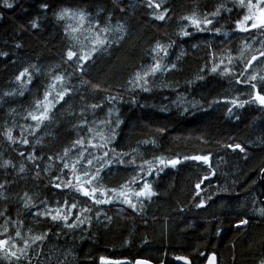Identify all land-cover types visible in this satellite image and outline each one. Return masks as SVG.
I'll return each mask as SVG.
<instances>
[{
    "label": "trees",
    "instance_id": "trees-1",
    "mask_svg": "<svg viewBox=\"0 0 264 264\" xmlns=\"http://www.w3.org/2000/svg\"><path fill=\"white\" fill-rule=\"evenodd\" d=\"M9 2L14 4L11 9L0 0V184H5L0 189V212L22 221L25 237L48 233L36 249L42 254L32 264H101L102 257L129 260L131 264L144 258L155 264L160 260L177 264L175 257H187L194 264H205V256L211 255L216 256L217 264H260L264 259V216L258 211L264 208V109L251 103L233 108L229 114L227 109L232 105L225 102L250 98L251 89L243 83L236 84L234 77L259 47L258 43L252 44L259 35L234 33L222 21L225 26L221 31L227 32V37L191 28V36H178L181 23H186L181 21L183 15L209 12L218 0H159L161 11L168 9L164 21L152 18L153 9L147 7V0ZM223 2L231 6V0ZM44 4L48 5L47 10ZM66 7L84 10L93 21L109 24L113 29L123 26V39L118 38L121 33H112L116 43L94 58V63L85 65L83 73L75 71L70 66L72 62L64 58L67 42L55 13ZM33 20L39 24L37 29L31 28ZM157 41L171 45L163 62L175 64L176 68L157 73L150 92H126L129 79L153 63L151 49ZM229 52L231 65L227 60ZM213 54L217 62L224 58L222 67H231L232 75L210 71ZM33 65L40 71L32 72L33 82L21 96L16 76L26 67L32 71ZM260 71H264V65L257 68ZM56 73L70 76L66 83L79 92L56 105L54 122H46L47 127L42 125L34 136L25 133L30 145L10 143L4 131L12 128L13 135L19 136L21 125L33 123L24 117ZM198 76L204 79L199 80ZM85 81L103 87L94 90ZM6 92L15 95L5 96ZM110 95L117 96L119 102L108 103L106 97ZM133 95L135 103L131 102ZM92 103L102 107H86ZM109 109H114L112 120L118 116L122 121L112 145L118 153L137 148L146 159L163 156L182 160L175 168H163L159 176L149 177L158 194L144 202L139 214L116 202L91 206V201L74 191L61 193L49 183L54 164L48 175H37L32 162L19 155L20 151L27 156L34 150L43 157L37 160L41 168L52 164L47 160L49 155L62 154L78 135H88L86 128L78 127L82 119L86 118L91 126L92 121L105 120ZM81 112L85 113L83 117ZM145 140H154L155 146L144 144ZM237 143L244 152L226 147ZM199 154L210 155L211 167L183 160L184 156ZM4 161H10L15 168L4 167ZM21 165L25 167L23 174L18 171ZM133 174L131 166L113 165L102 175L106 186L119 187ZM205 175L209 179L201 185L204 191L196 196L195 184ZM25 193L37 204L46 200L55 207L56 200H67L69 204L76 202L78 207L91 206L92 212L83 213L82 225L68 229L61 222L33 216L35 209L22 206ZM208 195L211 200L206 199ZM201 197L206 199V207L197 208L195 204ZM96 207L101 212L99 218ZM3 219L0 217V223ZM241 219L249 223L237 228ZM0 264L7 261L0 259Z\"/></svg>",
    "mask_w": 264,
    "mask_h": 264
},
{
    "label": "snow or ice",
    "instance_id": "snow-or-ice-1",
    "mask_svg": "<svg viewBox=\"0 0 264 264\" xmlns=\"http://www.w3.org/2000/svg\"><path fill=\"white\" fill-rule=\"evenodd\" d=\"M4 7L11 9L14 4L10 3L9 0H4ZM43 7L47 10L48 5L44 4ZM147 7L153 9L152 18L155 20L164 21L168 16L167 8L161 11L159 0H156L155 3L153 0H147ZM237 8L241 11H235ZM55 19L61 24L63 35L67 42L64 58L66 61L72 62L70 66H73L75 71L81 73H83L85 65L90 61L94 63V58L98 59L116 43V39L111 36L112 33H121L118 38L123 39L122 25H117L114 29L109 24L102 25L99 21H93L84 10L62 8L55 13ZM181 21L186 22L180 25L178 36L181 38L192 35V32L189 31L190 28L202 33L208 32L227 37L228 33H222L221 31L225 26L222 21L227 22L234 33L259 35L260 38L258 40H252V44L258 43L259 47L255 49L254 53L244 63L238 77H234L236 84L243 83L251 89L250 98L244 101H239L237 98L225 102L232 105V107L227 109L229 114L232 113L233 108H242L251 103H255L261 109H264V71L257 72V68L264 65V0H231V6L223 2V0H218L213 10L206 13L193 11L191 14L183 15ZM38 27V22L33 20L31 28L37 29ZM253 30L256 31L253 32ZM247 39L245 38V40ZM252 44H247L246 46L252 47ZM16 47L19 48L20 45L17 44ZM169 47L171 45L159 41L156 42L151 49L153 63L147 68H142L141 71L136 72L129 79L126 92L133 94L138 91L150 92L154 86V78H156L157 73L163 74L176 68L175 64L163 62V57L168 55ZM232 59L229 52L227 55L228 65L232 64ZM212 63L213 66L210 69L212 73L219 71L220 75H232L233 69L231 67H222L224 58H220L219 62H217L215 54H213ZM30 67L32 71L26 67L16 76V80L20 82L19 95L21 96L27 90L28 85L33 82L32 72L39 73L40 71L34 65ZM69 79L70 76L64 74L56 73L51 75V83L43 88L42 97L35 99L34 106L27 111L24 117V119H30L33 123L21 125L19 136L13 135L14 130L12 128H7L4 131L3 134L10 143L28 146L31 142L27 136H34L42 125L47 127L46 122L55 121L56 115L53 110L56 105L66 102V96L70 97L72 93L79 92L78 88L69 86L66 83ZM197 79L203 80L204 76H198ZM85 83L89 84L94 90L102 89L103 87L99 83H89L87 81ZM4 95H15V93L6 92ZM106 100L110 104L119 102L117 96L111 95L106 97ZM131 102H136L135 95L132 96ZM212 102L219 103L220 101ZM86 107L95 110L102 107V105L92 103L86 105ZM113 111L114 109H109L108 117L105 120L92 121L91 126L86 118L82 119L78 127L86 128L88 135H78L72 141L71 146L63 150L62 154L56 157L49 155L47 160L53 163L44 168H41L40 164L37 163V160H41L43 157L36 154L34 150L27 156L24 151H20L19 155L32 162L37 175L41 172L48 175L54 164L55 169L49 177V183L53 189L61 193L65 190L74 191L79 196L91 201V206L108 205L116 202L126 205L132 212L139 214L143 210L144 202L150 201L152 197L158 194L149 177L159 176L163 168H175L182 160L180 157L166 158L163 156H153L151 159H146L137 148L131 149L130 152L121 151L118 153L112 145L116 139V130L120 127L122 121L118 116L116 120L111 119ZM184 111H188V109L184 108ZM80 115L83 117L85 113L81 112ZM160 131H163V129ZM25 133H27V136ZM36 142L40 143L39 140ZM143 143H151L155 146L154 140H145ZM226 147L232 150L238 149L241 152L245 150L238 143L234 145L228 144ZM183 160H193L209 165L210 155L184 156ZM113 165L131 166L134 174L130 180L124 181L119 187L106 186L105 177L102 174L106 170L111 169ZM3 166L15 168V165H12L10 161H4ZM18 171L21 174L25 173V167L21 165ZM261 173L264 174V167L261 168ZM212 174H215L214 171ZM208 179L209 176L205 175L195 184L196 196H200V193L204 191L201 185ZM133 185H138V187H133ZM4 188L5 184H0V189ZM223 191H227V189H223ZM206 199L211 200L212 196L208 195ZM206 199L201 197L195 207H206ZM22 206L27 209H35L31 213L33 216L49 219L54 223L61 222L68 229H75L82 225L84 222L81 219L83 213L92 212L91 206L78 207L76 202L69 204L67 200H56L55 207L46 200H41L37 204L28 193L24 194ZM74 209L77 210L75 214H73ZM258 211L264 216V208H260ZM95 215L97 218L101 215L99 207H96ZM0 217H4L3 222L0 223V259L6 260L7 264H32V260L34 258L38 259L39 255L42 254V252L37 253L36 249L40 247L39 242H42L48 233L25 237L22 231V221H14L7 217L4 212H0ZM85 219L88 218L85 217ZM108 219L110 220L111 217H108ZM248 223L247 219H241L236 224V227L240 228ZM219 234V231H217V235ZM199 255L203 256L204 253L200 252ZM175 259L183 260L184 264H194V261L189 260L187 257H175ZM205 259L207 264H216L215 255L205 256ZM101 260L102 264H125V262L118 260L106 261L103 257ZM135 264H153V262L149 258H144L137 259ZM159 264H166V262L160 260ZM260 264H264V259H261Z\"/></svg>",
    "mask_w": 264,
    "mask_h": 264
},
{
    "label": "water",
    "instance_id": "water-1",
    "mask_svg": "<svg viewBox=\"0 0 264 264\" xmlns=\"http://www.w3.org/2000/svg\"><path fill=\"white\" fill-rule=\"evenodd\" d=\"M209 165H210V161H209ZM261 182H262V186H263V188H264V174H262V176H261ZM212 256V255H211ZM106 261H117V260H115V259H106V258H104ZM189 259V258H188ZM190 260V259H189ZM118 261H122V262H125V264H131V261H129V260H118ZM175 261H176V263L177 264H184V262H183V260H177V259H175ZM100 263L102 264V260L100 261ZM132 264H135V262L134 263H132ZM153 264H155V263H153ZM205 264H207V261H206V263ZM216 264H217V258H216Z\"/></svg>",
    "mask_w": 264,
    "mask_h": 264
}]
</instances>
